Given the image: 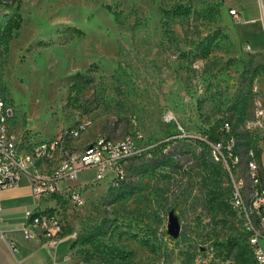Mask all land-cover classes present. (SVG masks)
Returning a JSON list of instances; mask_svg holds the SVG:
<instances>
[{
	"label": "rangeland",
	"instance_id": "1",
	"mask_svg": "<svg viewBox=\"0 0 264 264\" xmlns=\"http://www.w3.org/2000/svg\"><path fill=\"white\" fill-rule=\"evenodd\" d=\"M177 4L188 13L174 14ZM225 9L223 0H0V28L19 14V28L0 44V96L12 132L49 138L81 124L76 151L97 137L136 146L121 177L110 170L92 184L85 176L73 183L80 204L56 202L61 233L88 240L77 243L78 258L214 264L229 238L245 234L228 204L223 166L198 143L223 138V120L250 117L251 85L261 82L264 49L241 38L239 19ZM75 72L90 83L73 101L67 88ZM243 135L234 175L246 181L243 142L264 169V140ZM161 141L159 152H147ZM248 183L241 182L245 194ZM258 243L264 247V236Z\"/></svg>",
	"mask_w": 264,
	"mask_h": 264
},
{
	"label": "built area",
	"instance_id": "2",
	"mask_svg": "<svg viewBox=\"0 0 264 264\" xmlns=\"http://www.w3.org/2000/svg\"><path fill=\"white\" fill-rule=\"evenodd\" d=\"M223 1L226 13L238 20V10L230 6L232 0ZM261 82L263 86L255 79L251 85V116L241 121L239 130L253 138L260 135L264 140V72L261 74ZM10 115L8 102L0 96V189L16 187L24 179L32 198L54 201L51 210L44 208L24 211L22 231L28 238L37 233L59 235L62 225L54 211L56 202L60 199H67L74 205L82 202L73 183L85 176H88L87 182L98 183L110 170L121 177V163L137 153L132 139L112 140L106 137H97L76 151L71 143L82 131L81 124L61 129L49 138L38 137L31 130L15 134L7 123ZM231 129L230 122L223 120L221 130L226 136L209 143V153L214 161L222 164L232 184L228 204L245 233L251 264H264V253L258 243L259 238L264 236V169L256 159L255 150L249 148L245 151L244 166L247 180L243 181L232 174V168L238 161V153L235 151ZM241 182H249L246 194ZM3 237L0 229V238ZM8 246L12 248L11 244ZM73 264L90 263L78 258ZM200 264L212 263L205 261Z\"/></svg>",
	"mask_w": 264,
	"mask_h": 264
},
{
	"label": "crops",
	"instance_id": "3",
	"mask_svg": "<svg viewBox=\"0 0 264 264\" xmlns=\"http://www.w3.org/2000/svg\"><path fill=\"white\" fill-rule=\"evenodd\" d=\"M259 3L261 11L259 10ZM238 10L241 38L264 49V0H232ZM238 30V29H237ZM239 37V35H238ZM263 86V82H260ZM52 199L35 200L24 179L16 187L0 189V264H73L77 244L73 233L28 238L22 231L25 210L52 208ZM11 244L12 248L8 245ZM260 246V245H259ZM264 253V247L260 246Z\"/></svg>",
	"mask_w": 264,
	"mask_h": 264
},
{
	"label": "trees",
	"instance_id": "4",
	"mask_svg": "<svg viewBox=\"0 0 264 264\" xmlns=\"http://www.w3.org/2000/svg\"><path fill=\"white\" fill-rule=\"evenodd\" d=\"M188 11H189L188 8H186L180 4H177L174 7V14H177V15L187 14ZM18 28H19V14L15 13L12 16H10L3 23V25L0 28V44H5L11 38L12 31L16 30ZM69 30L76 36L82 35V31L78 28L72 27V28H69ZM206 43L202 44V46H201V51H202L203 55H206L208 53L209 47L211 46L210 40H207ZM263 72H264V66L262 67V73ZM89 83H90V79L84 73L75 72V73L71 74L69 76V86L67 88L68 96L73 94L72 100L76 101L77 95L80 94L83 90H85L88 87ZM227 121H229L231 126H232L230 133L232 134V136L235 139V151L238 153V150H237V144L239 143L238 140L242 139V136H244L243 134H247L248 136H249V134L242 131V130H239V123L238 124L232 123L228 119H227ZM225 136H226V133H225ZM198 143L205 146L210 151V147L207 143L203 142L202 140L198 141ZM243 143L246 145V150H248L250 148L248 146V141H244ZM166 144H167L166 141H161V142H159V144L153 146L150 149H147V152L152 153L154 155L157 152H159L162 148H164V146ZM245 161H246V159H245ZM216 162H218V161H216ZM218 163H220V162H218ZM235 165L232 168V174L233 175L235 174L234 172L237 171L236 169H234ZM244 166H245V162H244ZM223 170H224V168H223ZM224 172H225V175L227 176V173L225 170H224ZM49 210H51V209L49 208ZM87 242H88L87 239L77 240V238H75V240L72 242V245L77 244V243L84 244ZM222 250H223L222 262H216L214 264H251L250 256L248 254V248L245 244V236L244 235L239 240L236 238H229L224 243Z\"/></svg>",
	"mask_w": 264,
	"mask_h": 264
},
{
	"label": "water",
	"instance_id": "5",
	"mask_svg": "<svg viewBox=\"0 0 264 264\" xmlns=\"http://www.w3.org/2000/svg\"><path fill=\"white\" fill-rule=\"evenodd\" d=\"M168 230L172 234H176L178 231V226H177L176 222L172 219L168 220Z\"/></svg>",
	"mask_w": 264,
	"mask_h": 264
}]
</instances>
